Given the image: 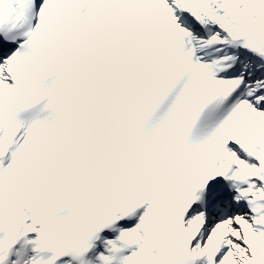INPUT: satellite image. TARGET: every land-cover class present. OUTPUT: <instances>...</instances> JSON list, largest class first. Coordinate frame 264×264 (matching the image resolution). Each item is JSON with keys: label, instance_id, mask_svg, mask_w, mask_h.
<instances>
[{"label": "snow or ice", "instance_id": "snow-or-ice-1", "mask_svg": "<svg viewBox=\"0 0 264 264\" xmlns=\"http://www.w3.org/2000/svg\"><path fill=\"white\" fill-rule=\"evenodd\" d=\"M0 264H264V0H0Z\"/></svg>", "mask_w": 264, "mask_h": 264}]
</instances>
